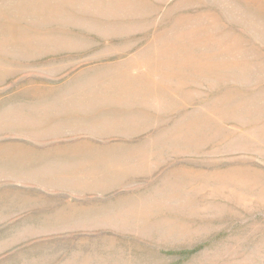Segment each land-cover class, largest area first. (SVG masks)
<instances>
[{"label": "rangeland", "instance_id": "374dc122", "mask_svg": "<svg viewBox=\"0 0 264 264\" xmlns=\"http://www.w3.org/2000/svg\"><path fill=\"white\" fill-rule=\"evenodd\" d=\"M0 264H264V0H0Z\"/></svg>", "mask_w": 264, "mask_h": 264}]
</instances>
